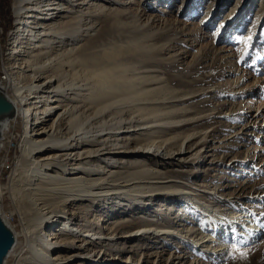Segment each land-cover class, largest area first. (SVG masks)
Segmentation results:
<instances>
[{"label": "bare ground", "instance_id": "bare-ground-1", "mask_svg": "<svg viewBox=\"0 0 264 264\" xmlns=\"http://www.w3.org/2000/svg\"><path fill=\"white\" fill-rule=\"evenodd\" d=\"M145 1H13L19 24L0 82L13 110L0 117V150L17 120L24 132L0 200L7 194L17 216L16 264H115L107 249L117 239L140 253L169 236L220 257L233 234H260L249 214L220 213L180 177L204 146L163 128L189 96L154 69L161 38L145 27L162 18ZM173 198L209 215L212 228L160 221L152 205ZM109 207L108 218L96 214ZM134 209L143 214L108 220ZM189 253L154 250L135 264H199Z\"/></svg>", "mask_w": 264, "mask_h": 264}, {"label": "rangeland", "instance_id": "rangeland-1", "mask_svg": "<svg viewBox=\"0 0 264 264\" xmlns=\"http://www.w3.org/2000/svg\"><path fill=\"white\" fill-rule=\"evenodd\" d=\"M13 1L0 0V82H5L3 68L15 45L14 31L19 24L13 15ZM151 5L157 9L150 11L162 18L145 27L148 32L156 31L157 38H161L162 51L153 68L171 78L170 84L178 95L189 96L176 102L180 112L169 126L162 127L181 134L180 141L190 140L204 146L195 154L193 163L184 167L188 171L180 177L203 192L198 197L200 201L211 208L216 206L220 213L249 214L248 218L261 231L255 237L250 233L235 237L233 234L220 257L204 253L188 241L177 244L174 236L154 245L147 243L140 253L136 249L137 253L128 251L126 244L117 239L107 253L113 256L111 261L115 264L139 263L154 250L165 259L175 252H190L189 262L199 264H264V0L145 1L146 7ZM249 36L251 40L247 39ZM23 132V125L17 120L6 133L9 141L0 150V159L7 156L8 162L6 165L4 159L5 164L1 163L2 187L9 183ZM2 197L1 216L9 226L18 229L17 216H11L12 203L7 194ZM177 200L156 201L153 208L162 211L155 218L195 225L204 232L212 228L214 223H210L209 215ZM110 210L109 207L96 214L108 218ZM135 214L143 213L134 209L108 220L114 222ZM134 253L132 261L130 257ZM149 259L147 264L156 260ZM5 264H16V257L9 256Z\"/></svg>", "mask_w": 264, "mask_h": 264}, {"label": "water", "instance_id": "water-1", "mask_svg": "<svg viewBox=\"0 0 264 264\" xmlns=\"http://www.w3.org/2000/svg\"><path fill=\"white\" fill-rule=\"evenodd\" d=\"M12 110L11 102L0 92V117L9 114ZM14 241L11 227L5 223L0 215V264H5Z\"/></svg>", "mask_w": 264, "mask_h": 264}, {"label": "snow or ice", "instance_id": "snow-or-ice-1", "mask_svg": "<svg viewBox=\"0 0 264 264\" xmlns=\"http://www.w3.org/2000/svg\"><path fill=\"white\" fill-rule=\"evenodd\" d=\"M247 39H248V40H251V39H252V37H251V36H249Z\"/></svg>", "mask_w": 264, "mask_h": 264}, {"label": "trees", "instance_id": "trees-1", "mask_svg": "<svg viewBox=\"0 0 264 264\" xmlns=\"http://www.w3.org/2000/svg\"><path fill=\"white\" fill-rule=\"evenodd\" d=\"M7 27H8V28L10 27V23H8V26H7ZM8 28H7V29H8Z\"/></svg>", "mask_w": 264, "mask_h": 264}, {"label": "built area", "instance_id": "built-area-1", "mask_svg": "<svg viewBox=\"0 0 264 264\" xmlns=\"http://www.w3.org/2000/svg\"><path fill=\"white\" fill-rule=\"evenodd\" d=\"M6 165H8V164H6Z\"/></svg>", "mask_w": 264, "mask_h": 264}]
</instances>
